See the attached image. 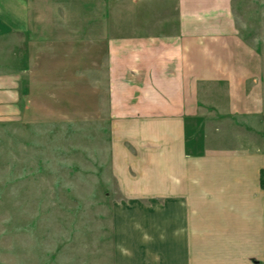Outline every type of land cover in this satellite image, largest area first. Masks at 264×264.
Segmentation results:
<instances>
[{"label":"crops","instance_id":"crops-1","mask_svg":"<svg viewBox=\"0 0 264 264\" xmlns=\"http://www.w3.org/2000/svg\"><path fill=\"white\" fill-rule=\"evenodd\" d=\"M142 2L0 0V119L20 115L26 81L105 45L110 118L136 130L148 161L122 173L115 264H264L263 85L234 0H175L170 32ZM232 47L250 65H228ZM213 84L227 86L233 117L258 118L262 140L228 147L197 132Z\"/></svg>","mask_w":264,"mask_h":264},{"label":"rangeland","instance_id":"rangeland-1","mask_svg":"<svg viewBox=\"0 0 264 264\" xmlns=\"http://www.w3.org/2000/svg\"><path fill=\"white\" fill-rule=\"evenodd\" d=\"M174 2L142 5L164 15L170 32ZM234 14L241 42L257 57L264 100V0H234ZM83 48L81 58L44 69L39 87L26 81L20 115L0 119V264H115V209L126 200L122 173L148 161L132 139L136 130L110 118L105 45ZM230 53L238 58L228 65L234 58L250 65L243 50ZM227 90L202 87L197 132L228 147L262 140L257 122L264 108L257 119L233 117Z\"/></svg>","mask_w":264,"mask_h":264}]
</instances>
